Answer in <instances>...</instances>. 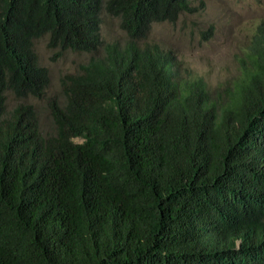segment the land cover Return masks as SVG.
I'll return each instance as SVG.
<instances>
[{
  "label": "trees",
  "instance_id": "obj_1",
  "mask_svg": "<svg viewBox=\"0 0 264 264\" xmlns=\"http://www.w3.org/2000/svg\"><path fill=\"white\" fill-rule=\"evenodd\" d=\"M198 10L0 0V264H264V24L222 95L144 45L154 26ZM104 15L125 45L48 98L35 41L95 55ZM29 99L47 100L53 134Z\"/></svg>",
  "mask_w": 264,
  "mask_h": 264
},
{
  "label": "rangeland",
  "instance_id": "obj_2",
  "mask_svg": "<svg viewBox=\"0 0 264 264\" xmlns=\"http://www.w3.org/2000/svg\"><path fill=\"white\" fill-rule=\"evenodd\" d=\"M199 9L183 14L177 23L154 26L144 45L156 46L171 55L185 79H200L214 96L222 95L242 78L241 60L254 34L264 24V0H191ZM203 5V6H202ZM102 49L95 55L71 51H53L48 38L34 43L41 67L48 69L51 86L48 98L63 100L62 81L78 75L93 60L105 57L111 46H124L127 38L120 21L104 15L101 27ZM37 110L45 134L55 127L49 115L47 100L29 99L24 104ZM9 95V110L17 106Z\"/></svg>",
  "mask_w": 264,
  "mask_h": 264
}]
</instances>
